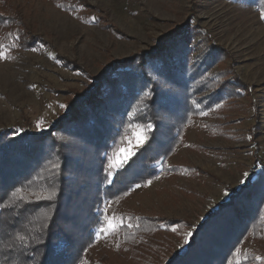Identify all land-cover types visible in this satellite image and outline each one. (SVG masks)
<instances>
[{
  "label": "trees",
  "instance_id": "obj_1",
  "mask_svg": "<svg viewBox=\"0 0 264 264\" xmlns=\"http://www.w3.org/2000/svg\"><path fill=\"white\" fill-rule=\"evenodd\" d=\"M21 1L0 0V54L48 45L24 23ZM48 1L67 13L95 10L86 0ZM234 1L264 13V0ZM181 31L159 38L154 48L109 60L97 77L59 58L84 78L62 114L39 132L0 129V264H114L111 255L120 253L130 264H264V170L237 190L227 187V201L198 226L122 213L135 186L161 175H208L171 164L203 114L249 107L257 119L252 87L230 51L206 32ZM136 130L142 143L115 163ZM112 218L121 219L114 228ZM175 228L192 229L179 253L166 243L167 257L161 234Z\"/></svg>",
  "mask_w": 264,
  "mask_h": 264
},
{
  "label": "rangeland",
  "instance_id": "obj_2",
  "mask_svg": "<svg viewBox=\"0 0 264 264\" xmlns=\"http://www.w3.org/2000/svg\"><path fill=\"white\" fill-rule=\"evenodd\" d=\"M86 2L95 10L67 13L48 0L21 1L24 23L49 46L0 54V129L21 125L39 132L62 114L69 92L80 89L84 78L63 66L59 58L73 61L97 77L109 60L154 48L159 38L178 27L180 36L206 32L230 51L240 78L252 87L257 119L249 107L203 114L187 132L186 145L171 164L199 168L208 175H161L145 186H135L122 210L185 219L198 226L227 201V187L237 190L245 179H254L264 170V13L234 0ZM199 36L191 41L197 42ZM196 53L193 49V59ZM142 141L143 133L136 130L119 150L115 163L129 159ZM120 221L112 218L109 225L114 228ZM191 229L164 231L163 254L170 255L167 244L179 253ZM248 250L261 258L260 249L249 246ZM120 254L111 255L113 263L130 264Z\"/></svg>",
  "mask_w": 264,
  "mask_h": 264
},
{
  "label": "snow or ice",
  "instance_id": "obj_3",
  "mask_svg": "<svg viewBox=\"0 0 264 264\" xmlns=\"http://www.w3.org/2000/svg\"><path fill=\"white\" fill-rule=\"evenodd\" d=\"M166 71V67L164 68V70L163 71H161V73H160V75H161V78L163 79V80H166L165 79V77H164V75H163V73Z\"/></svg>",
  "mask_w": 264,
  "mask_h": 264
}]
</instances>
